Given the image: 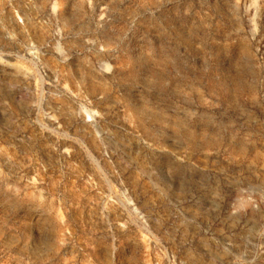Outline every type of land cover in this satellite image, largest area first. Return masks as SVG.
<instances>
[{
    "label": "rangeland",
    "instance_id": "obj_1",
    "mask_svg": "<svg viewBox=\"0 0 264 264\" xmlns=\"http://www.w3.org/2000/svg\"><path fill=\"white\" fill-rule=\"evenodd\" d=\"M0 264H264V0H0Z\"/></svg>",
    "mask_w": 264,
    "mask_h": 264
}]
</instances>
